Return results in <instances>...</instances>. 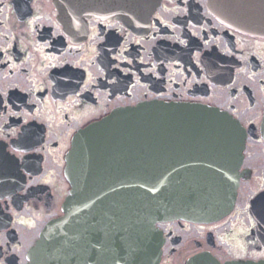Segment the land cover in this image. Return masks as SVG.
<instances>
[{
	"label": "flooded vegetation",
	"instance_id": "1",
	"mask_svg": "<svg viewBox=\"0 0 264 264\" xmlns=\"http://www.w3.org/2000/svg\"><path fill=\"white\" fill-rule=\"evenodd\" d=\"M158 2L131 24L99 0H0V264H31L45 226L63 214L73 136L148 101L215 107L246 132L236 204L226 218L247 212V226L216 234L220 221L160 223V264L168 250L178 252L176 264L205 251L222 262L264 259L250 214L264 190V37L221 20L209 0ZM186 225L200 237L185 240L177 230Z\"/></svg>",
	"mask_w": 264,
	"mask_h": 264
},
{
	"label": "water",
	"instance_id": "2",
	"mask_svg": "<svg viewBox=\"0 0 264 264\" xmlns=\"http://www.w3.org/2000/svg\"><path fill=\"white\" fill-rule=\"evenodd\" d=\"M99 1L138 24L160 0ZM209 5L235 29L264 37V0H209ZM261 132L264 139V117ZM245 145L239 121L199 104L141 102L90 123L72 139L65 166L71 189L63 214L45 226L29 252L31 264H160L165 235L158 223H212L231 213ZM251 211L264 245V191ZM186 264H264V259L221 262L205 251Z\"/></svg>",
	"mask_w": 264,
	"mask_h": 264
},
{
	"label": "rangeland",
	"instance_id": "3",
	"mask_svg": "<svg viewBox=\"0 0 264 264\" xmlns=\"http://www.w3.org/2000/svg\"><path fill=\"white\" fill-rule=\"evenodd\" d=\"M247 190H245L246 192ZM219 222V221H218ZM248 220H247V212H237L235 214H233V216L228 217V218H224L221 219L220 222L218 223L217 227H212L213 229H215L216 234H220L225 233V234H232V233H239V230L237 229V231L235 230V228L233 229V227H237L240 228L241 231L244 230V228L247 226ZM237 224V225H235ZM231 229H233L234 231L232 232ZM178 233L180 235H182L185 240H190V239H197L200 237V231L199 228L197 226H193V225H186L185 228H179V230H177ZM215 233V232H213ZM237 235V234H236ZM181 239L177 244H173L174 246H177L181 243L182 241V237L179 236ZM235 237V236H234ZM177 239V237H176ZM166 253L168 254L166 257V263L165 264H176L177 262H179V257H178V252L175 253V251L170 252L169 250L166 251Z\"/></svg>",
	"mask_w": 264,
	"mask_h": 264
}]
</instances>
